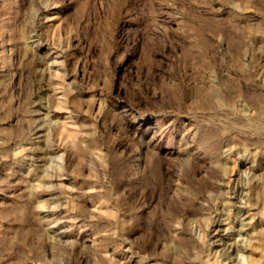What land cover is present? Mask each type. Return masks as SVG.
<instances>
[{"label": "rangeland", "instance_id": "374dc122", "mask_svg": "<svg viewBox=\"0 0 264 264\" xmlns=\"http://www.w3.org/2000/svg\"><path fill=\"white\" fill-rule=\"evenodd\" d=\"M0 264H264V0H0Z\"/></svg>", "mask_w": 264, "mask_h": 264}, {"label": "bare ground", "instance_id": "6f19581e", "mask_svg": "<svg viewBox=\"0 0 264 264\" xmlns=\"http://www.w3.org/2000/svg\"><path fill=\"white\" fill-rule=\"evenodd\" d=\"M246 215V214H245ZM242 218V217H241ZM228 221V220H227ZM222 222V221H221Z\"/></svg>", "mask_w": 264, "mask_h": 264}]
</instances>
